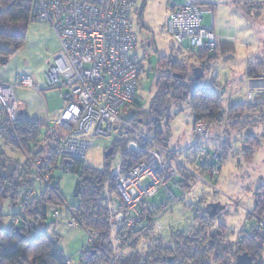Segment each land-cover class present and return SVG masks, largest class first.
Segmentation results:
<instances>
[{"label":"built area","instance_id":"1","mask_svg":"<svg viewBox=\"0 0 264 264\" xmlns=\"http://www.w3.org/2000/svg\"><path fill=\"white\" fill-rule=\"evenodd\" d=\"M137 1L32 0L30 9L29 22L47 23L60 44L44 72L49 89L63 87L67 90L65 106L54 122L66 128L53 144L55 157L84 161L95 139L112 141L118 134L124 138L131 134L135 140L142 139L150 145L143 150L133 140L134 143L127 144L126 149L143 150V158L126 171L120 168V162L113 169V186L125 207L115 213L117 215L112 222L110 241L113 248L108 252L99 247L87 232L88 243L81 251L84 264L93 251L98 255V264H119L120 259L135 252L130 249V232L141 235L153 226L159 232L162 228L160 217L184 198V194L176 196L174 189L189 191L198 183L209 184L207 176L219 175L222 155L220 150L210 148L211 138L214 134L221 137V146L228 139L223 133L224 123L208 125L200 121L194 126L191 143L182 150L176 147L167 149L151 141L128 122L140 77L145 72L141 59L131 54L138 45L131 19ZM201 4L199 0L167 1L166 30L172 45L177 44L179 48L186 42L188 52L216 47L213 29L203 25ZM175 51L176 55H181V51ZM214 66H209L212 78L217 76ZM247 82L250 91L243 101L252 100L264 89L261 87L264 78H248ZM20 86L33 88L34 82L28 75H21L11 83L0 80V110L10 121L16 120L18 102L15 92ZM227 111L224 108L223 113ZM182 153L183 157L180 156ZM200 167L205 169L204 175L195 170ZM33 169L34 183L45 186L52 183L54 164L37 160ZM34 192L31 186L24 198L28 199ZM50 211L54 217L58 215L56 208L52 207ZM124 214L128 217L125 218ZM247 214L257 218L256 230L264 229V219L255 216L251 210H247ZM69 225L76 227L78 223L71 218ZM29 226L33 228L34 235L42 231L34 221H30ZM67 264H71L69 259Z\"/></svg>","mask_w":264,"mask_h":264},{"label":"trees","instance_id":"2","mask_svg":"<svg viewBox=\"0 0 264 264\" xmlns=\"http://www.w3.org/2000/svg\"><path fill=\"white\" fill-rule=\"evenodd\" d=\"M31 6L32 0H0V63L23 46L26 30L30 24ZM215 49L216 47L213 50L190 51V54L196 57L194 59L199 61V66L193 61H183L172 56L171 58L160 57L158 73L148 104L142 109L143 105L135 100L128 122L134 127L137 123L143 124L152 133L151 136H147L151 141L167 147L168 136L164 135L161 121L167 116L168 110L172 106L186 105L193 118V130L196 123L203 121L208 125L224 123L225 131L232 132L240 128V123L247 116L262 112L264 107L263 91L258 92L252 100L237 103L228 102V112L227 114L223 113L222 86L219 84L217 76L212 78L209 75L210 64L216 63L215 55H213ZM247 64V77L264 78V63L262 61L251 58ZM196 66L200 67L201 76L196 79L193 75V79L189 80L188 76ZM180 75L182 78L179 77ZM168 118L170 119V116ZM261 125L260 138L264 140V121ZM44 128L45 124L38 120L16 119L10 121L0 110V139L5 144L21 150L25 155V161L20 163L16 159L6 156L0 150V202L8 199L13 204L19 203L21 210L26 215L22 226H17L20 223V216L13 215L11 226L4 230L1 227L4 215L0 212V264H67V259L56 247L57 238L48 236L44 231L50 208L57 209L59 205L63 204L58 185L52 181L50 185L42 187L35 196L28 199L20 197L22 188L27 190L33 185L34 164L30 162L29 157L35 158L38 152L43 149L40 148L37 153L33 154V148L41 142ZM127 139L129 138L118 134L111 141L110 147L113 148V152L109 157H104L106 163L103 169L87 167L81 160L63 159L67 171L79 174L75 194L79 198V205L68 208L71 218L77 221L78 226L83 227L94 236L99 247L105 248L108 252L111 250L107 246L111 235V214L105 202V192L110 191L112 194H116L113 186L115 178L112 176L113 170L109 167V161L113 158L116 150L121 149L120 168L126 171L143 158V150L150 146L144 140L137 139L135 141L143 150L128 151L125 142ZM211 140H214L213 137ZM259 143V139L247 138L242 146L243 156L246 159H251L253 151ZM52 157H48L46 160L41 159L44 163L53 164L54 158H56L54 153ZM190 163L193 164V162ZM199 173L204 175L205 169L200 167ZM207 177L212 178L211 176ZM251 211L258 217L264 213V185L256 189L254 208ZM248 218L252 217L248 216ZM15 219H17V223H14ZM30 221H34L35 225L42 230L39 234L34 235L33 228L29 227ZM193 221L194 227H196L195 235L201 233L200 235L203 237L184 236L180 230H177L175 233L171 232L170 241L164 242L162 236L154 240L150 239L142 249L127 258L120 259L119 264H195L198 257H200L199 264H209L208 258L211 256L223 258L225 262L222 260L219 264H227L230 259L232 262L229 264H233L236 255L243 252L250 254L255 264L256 259L260 256L264 237L255 233L260 230L253 227V233L246 235L242 233L234 244L222 246L223 244L220 243V245L218 240L204 243L206 239L209 240L212 237L217 239L223 235L220 230H216L213 234L208 233L210 229L204 223L209 221L207 214L195 217ZM220 225L226 227L222 222ZM194 239L197 242L192 244ZM97 256V254H92L86 264H98Z\"/></svg>","mask_w":264,"mask_h":264},{"label":"rangeland","instance_id":"3","mask_svg":"<svg viewBox=\"0 0 264 264\" xmlns=\"http://www.w3.org/2000/svg\"><path fill=\"white\" fill-rule=\"evenodd\" d=\"M200 1L209 7H211L210 4L213 6L211 11H205L203 14L204 26L210 27L212 25L215 27L216 32L221 31L226 35L227 37L223 41L235 46L241 57L254 52L255 47L259 45L257 57L261 58L264 63V9L260 11L264 8V0ZM141 2L142 5L146 2L143 11V22L139 21L138 15L134 13V9L131 13L133 31L138 39V45L131 54L141 59L145 67V72L140 77L137 86L136 96V100L143 105L142 109H144L153 92L155 77L158 73V59L160 57L171 58L172 56L183 61H193L198 66L200 64H198L199 61L194 59L196 57L187 51L186 42L184 45L179 46V48H177V44H171V38L167 34L165 23L166 15H168L166 13L167 8L165 9L166 0H141ZM201 8H204V4H201ZM175 50L181 51V55H176ZM233 57L234 60L241 61V65L237 63L236 66L232 67L233 62H224L219 59L214 66L215 74L218 76L219 82L223 85V108H227L225 103L230 95H238L233 99L235 101L237 100L236 98L240 97L241 99L242 95L245 98L247 92L250 91L247 79H245L241 70L243 66L242 58H239L236 52L233 54ZM232 71L236 73V76L232 75ZM261 87L264 88V83ZM262 91L264 93V89ZM169 116L170 119L168 118ZM138 117L144 118L142 116ZM263 117L264 107L262 112L247 116L240 123V128L237 130L226 132L225 127H223L224 136L228 138L223 143V146H214L217 140L220 144L222 143L219 140L221 137L214 134V140H210L209 146L214 150L221 151L222 165L219 175L207 178L209 184L198 183L189 191L174 189L173 191L176 196L184 194V198L176 202L167 213L160 217L159 222L162 228L159 232L161 234L154 226L151 230L148 231L147 229V231L142 232L141 235L133 231L129 233V240L131 241L130 249L134 250V253L142 249L150 239L154 240L162 236L164 242L170 241L171 232L175 233L177 230H180L184 236L203 237V235H200L201 233L195 235L194 231L196 227H194L195 223L193 220L195 217H201L207 214L205 207L207 204L213 202H219L225 206V209L218 216L208 217L209 221L204 223L210 229L208 233L213 234L216 230H220L223 232V235L217 239L214 237L209 240L206 239L204 243H208L211 240H218L219 244H223L222 246L224 244H234L238 237H240V234L243 233L246 235L253 233V227L257 222V218H248L247 210L254 208L255 191L259 186L264 185V140L260 138L261 123L264 121ZM192 126L193 118L189 110H187L186 105L180 104L172 106L168 110L167 116L161 121L164 135L168 136V146L165 148L172 149L176 147L182 150L188 141H193L194 130L193 136H191ZM135 128L145 136H151L152 134L143 124L137 123ZM126 137L129 138L127 139L128 142L125 141L126 145L134 143L133 140L135 138L131 134ZM247 138L260 140L259 145L253 151L251 159H246L242 152V146ZM41 141H45L44 133L42 134ZM213 141L215 142L212 144ZM49 146L46 148L47 145L45 147L39 142L33 148V154L37 153V150L40 148L43 149L38 152L37 158L29 157L30 162L34 164L37 160L42 161V159L46 160L48 157L51 158L53 152ZM108 146H110L109 139H95L87 152L84 165L95 169H103L106 163L104 152ZM0 150L6 156L16 159L20 163L25 161V155L21 150L5 144L1 139ZM120 153L121 149H117L113 158L109 161V167L112 170L117 167L120 161ZM180 156L183 157V153ZM54 159L53 164L55 165V169L53 172V181L59 187L63 204L58 206V215L56 217L49 211L44 231L48 236H55L57 238L56 247L63 253L66 259L71 261V264H84L81 259V251L87 245L89 235L83 227L69 225L71 214L68 209L69 207L79 205V198L75 195L79 174L67 171L63 159ZM192 167L194 168V166ZM195 170L199 173L198 168ZM32 186L35 192L31 197L38 194L42 187H45L44 184L34 182ZM26 191L25 188H22L20 193L22 199H25L24 194ZM105 202L111 214L110 221L112 230V222L117 215L115 213L123 211L125 207L123 205L119 206L122 203L117 194H112L110 191L105 192ZM0 212L4 215L1 223V227L4 230L9 229L11 226L13 215L20 216V223L17 226H22L24 218L26 219V215L21 210L20 204H13L8 199L0 202ZM124 216L127 218L128 214H124ZM260 218L264 219V213ZM16 220H14V223ZM221 222L226 227L220 225ZM255 233L264 237V229ZM90 236L95 240L93 235ZM196 242V239L192 240V244ZM107 246L110 249L113 248V244L110 241ZM193 248L196 247L193 246ZM199 260L200 257L197 258L195 264H199ZM222 260L224 261L220 256H211L208 258L209 264H219ZM229 262H232L231 259ZM255 264H264V244Z\"/></svg>","mask_w":264,"mask_h":264},{"label":"crops","instance_id":"4","mask_svg":"<svg viewBox=\"0 0 264 264\" xmlns=\"http://www.w3.org/2000/svg\"><path fill=\"white\" fill-rule=\"evenodd\" d=\"M167 1L168 0H166L165 9L167 8ZM202 4H204V12L211 11L213 9L212 5H210L211 7H209L204 2H202ZM145 6L146 2L144 3V5H142L141 0H138L136 6L133 8L134 13L138 15V19L140 18V22H143V11ZM263 9L264 8H262L260 11H263ZM166 21L167 15L165 23ZM210 27L215 33V27L212 25ZM215 35L216 49L213 51V55H215L216 62L220 59L224 62H233L234 64L231 65L232 67L236 66L237 63L241 65V61L234 60L233 54L236 52L238 57L242 58L243 61V66L241 68L242 74L244 75L245 79H248L249 77H247L246 75L248 60L254 58L257 61H262L261 58L257 57L259 45L258 47H255L254 52L245 54L241 57L237 52L235 46L229 45L227 44L228 42L223 41L227 37L226 35H224L221 31L216 32ZM59 48L60 44L58 38L55 32L47 23H30L28 24L26 30V37L23 46L18 51L10 55L5 61L0 63V80L2 81L10 83L15 82L21 75H28L32 78L34 82L33 88L20 86L15 92L18 102L16 119H25L28 121L38 120L44 123L45 128L42 130V133L46 134V137L45 141H41V143L44 146L50 145V149L52 148V150L55 140H57L66 130L65 127L57 125L54 122L57 120L63 107L65 106V96L67 94V90L63 87L49 89L44 79V72L52 62V55L56 53ZM232 75L236 76V73L233 72ZM251 79L257 80L259 78ZM219 84L222 86L223 92V85L220 82ZM235 96L238 95H230L225 104L227 105L228 102H241L244 99L242 95L241 99L239 97L236 98L237 100L233 101ZM191 136H193V126ZM191 141L192 140L188 141L187 144L191 143ZM214 142L215 141H213L212 144ZM215 145H220V142L216 141V143H214V146Z\"/></svg>","mask_w":264,"mask_h":264},{"label":"water","instance_id":"5","mask_svg":"<svg viewBox=\"0 0 264 264\" xmlns=\"http://www.w3.org/2000/svg\"><path fill=\"white\" fill-rule=\"evenodd\" d=\"M201 73H202V71H201L200 67L196 66L192 69V73L188 76V79L192 80L193 75L196 77V79H198V78H200ZM179 77L182 78V75H180ZM112 152H113V148L108 147L104 152V157L105 158L109 157L112 154ZM224 209H225V206L220 204L219 202L209 203L205 207V211L207 213V216L210 218L218 216V214ZM92 254H94V251L92 252ZM233 264H254V259L247 252H243V253H239L236 255Z\"/></svg>","mask_w":264,"mask_h":264}]
</instances>
